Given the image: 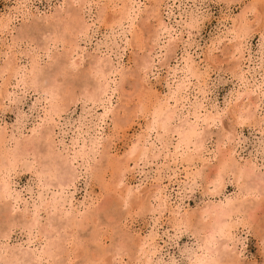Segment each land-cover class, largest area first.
<instances>
[{
  "label": "rangeland",
  "instance_id": "rangeland-1",
  "mask_svg": "<svg viewBox=\"0 0 264 264\" xmlns=\"http://www.w3.org/2000/svg\"><path fill=\"white\" fill-rule=\"evenodd\" d=\"M83 1H86L87 5L85 3L81 7L82 9L80 6L77 7L74 14L79 26L86 24L87 27L89 26V30L87 35H81L80 38L82 39H79L78 42L80 47L76 50L79 55L77 57V68L70 71L72 73H68L69 75H64L62 74L64 71L59 66L63 61L62 53L65 48H68L69 43L74 42L76 38L74 32L77 33L78 30L75 27L72 31L65 29L63 23L69 21L70 16L66 17L64 10L72 12L76 4L73 5L71 0H0V17L2 18H0V21L3 22L8 15L11 18L5 30H3L4 28L1 29L0 26V67L9 61L13 63L16 71L20 70V75H23L22 71L26 73L28 69H31L32 65L40 69L38 92H35L31 87H26L24 90L21 84L15 87L17 85L15 82L20 79L19 75L16 76V79H11V85L8 87L9 98L3 100L0 97V131H3L5 127L10 130L13 129L15 131L14 135H17L19 139H24L30 135L31 128L37 126L40 121L39 117L43 115L42 108H40L42 106L39 104L42 98L39 94L41 89L47 91L52 85H57L60 88L67 85L69 90L73 87L71 89L73 92L70 91L71 97L66 95L67 98H70L64 101L60 109L58 126L51 132L49 128V130L44 128L41 132L48 133L49 131L53 152L56 155L64 156L66 151L77 148L81 144H85L87 150L86 144L90 145V143L95 142L93 137L94 128H91L92 125L88 121L85 122L87 126L80 122H82L84 110H95V105L85 97H81V92L85 87L91 90L94 80L92 75H89V71L93 70V62H95L97 56L101 55L100 51L106 58H110L111 62L108 61L111 64L106 61V66L117 67L116 79L120 81L122 76L119 77V73L125 78L122 82L124 84L122 96H120V93H118V96L114 93V96L111 97L112 102H106L107 107L113 105L116 108L124 105L123 107L127 108L126 110L132 112L135 111L140 99L146 103H144V110L148 108V111L151 112V107L154 103H157L155 101L168 92V86L164 80L168 71L172 73L170 69L174 67L179 70L183 69L185 60L188 59L190 69L192 66L191 73H194V76L190 77L193 78L189 81L187 78L182 79L184 76L179 72L178 76L182 77L180 84L177 81L179 77L174 81L169 77L168 80L170 79L171 82L168 81V83L173 85L172 89L176 85H187L186 95L190 98L189 100L193 102L194 106L199 107L202 114L205 112L212 114L216 122H209L208 124L200 122L197 127L198 132L201 133L198 140L203 139L204 141L202 145L204 153L199 155L200 158H194L195 156H193V161L183 162L182 165L179 164L176 167L171 159L175 144L173 142L176 139L174 137L172 145L168 146L169 153L163 150L159 152L161 156L154 161L150 159L140 161L138 172L135 174L129 175L128 172H125L123 182L134 189L137 187L139 190L151 188L149 186L154 182V178H159L160 175L163 176V178H160V182L163 183V186H168L166 191L170 197L172 207L163 212L162 216L155 213V216L152 217L151 213H146L145 209L139 207L137 200L133 199L135 202L133 201L130 204L132 207L119 206V202H117L118 193L111 185L114 171L107 165L105 158L103 160L101 158L103 149L111 138L115 139V148L110 150V156L123 155L132 145L134 140L132 137L139 136L142 133L146 120L152 118L150 116L152 112L149 114L146 111L145 114L142 112L121 114L122 109H119L122 123H119L117 128L114 127L115 123L112 121L111 114L105 117L106 122L102 123L101 128L96 132L102 138L100 144L96 145L95 150L87 152L88 163L102 166L97 175L99 178L101 177V181L96 179L95 176L85 179L84 175L79 176L74 187L69 186L68 190L65 189L61 193V197H63L61 202L66 209L69 208L68 199L72 202L70 206L73 205V208H79L81 211L86 208L85 206H88L86 210H93L98 207V212L93 218L95 220L93 222L92 220L89 222L85 220L79 226L67 227L65 229L66 234L61 231L62 236L63 234L67 236L63 243L67 252L60 253L61 255H56L52 259L49 258L43 264H102V260L106 264H144V260L140 261V254H137V246L134 247L132 243L136 233H141L144 237L148 235L156 236V243L159 244L157 246L159 248L156 247L158 253L155 252L156 255L148 264H190L194 259L192 256L195 257L196 254H199L198 246L202 245L205 236L210 234V230L198 231L197 228H199L200 222H197V219L192 217L191 214L197 215L198 211L207 204L217 205L224 202L241 205L237 217V221L239 220L241 225L236 231L235 235L237 236L233 242H230V249L235 246V252L229 255L230 262L224 261L223 264H264V183L256 181L258 174L264 175V86L262 87L261 84L262 81L264 83V55H262L264 53V0L261 1L262 3L260 1L257 3V10H251L252 12H248L246 16L243 14L245 12L243 9H248L249 7H246L250 6L255 0H165L162 8L161 6L158 8L159 5L156 6L155 0H141L136 17L130 21H122L124 30L118 27H114L113 30L110 29V26H116L113 25V18L119 9L111 8L113 2L109 3L107 0ZM165 4L169 5V10H165ZM103 6H108V8L105 9L103 14H100L101 8H104ZM120 6L121 3H119ZM154 7L159 10L153 14L152 18L146 19L151 13L148 12L149 14H147L145 12ZM98 18L101 20L98 21ZM240 18L242 19L240 20ZM73 19L76 21L75 18ZM237 21L241 23L243 21L245 25L247 24L250 27V31L247 32L249 35H246V32L244 34L249 36L248 46L254 61V64L250 67V73H252L253 79L256 80V86L259 88H255L254 85L245 87L240 82L238 78L240 76L238 74L239 70L233 67L235 60L232 59V56V58L229 56L230 42L225 37L229 30H235L238 27ZM128 23L132 24L131 30L135 29V35L139 33L142 35L140 43L138 41L134 42L132 40L133 35L128 32L125 36L124 33L129 28ZM93 24L97 26H93ZM162 25H167V29L162 30L163 32L159 31ZM169 30L170 35H172L171 40L174 42L173 45L168 34ZM156 32L158 35L160 34L158 43L159 47L162 48L154 53L151 74H149V82L155 87L154 89H152V86L148 90H142L144 93H141L138 76H134L135 63L141 61L142 57H147L146 50L151 45V38L156 36ZM63 33L64 36L61 37L66 38L65 43L60 37ZM124 36L127 38L126 40ZM15 57H17V60H15ZM166 60H169L168 63ZM195 68L199 73L194 71ZM57 69H60L61 72ZM57 72L61 74L59 75ZM196 74L201 75H199V79H194ZM198 75L197 77H199ZM251 75H249V84L253 83ZM7 77L6 74L4 79ZM2 81L3 79H0V84ZM50 81L51 83L56 81V83L51 84ZM238 89L247 92L248 99H245V105L241 103L242 98L237 102L234 98ZM3 90L4 87L1 85L0 94ZM69 90L67 91L69 92ZM97 106L99 105L97 104ZM96 110L101 113L102 107H98ZM125 114L129 115L130 120L125 117ZM135 116H138V118L135 119ZM189 121L194 122V119L186 115L181 117V120L176 119L174 124L182 126L189 123ZM184 128L186 129V126ZM115 132H117L116 135ZM153 137L154 135H152ZM221 141H226L227 144L222 146ZM226 147L234 150L233 158L236 160L234 163L237 169L242 167L244 170H247V168L250 170H247L248 176H242L238 179V170L231 168L227 170V175L225 174L223 183L220 184L219 181H214V178H216L217 168L220 166L221 152L225 153ZM64 148L65 151H63ZM44 149L41 146L37 150L43 152ZM202 149L199 150L202 151ZM165 154L168 158H165ZM188 155L186 153L183 160H186ZM33 160L43 162L46 161V158L44 159L41 155L35 159L31 155L21 171L12 177L15 182L14 185L11 184V187L14 188H12L13 196L17 198L16 193H18L22 199L27 200L28 204L26 206L32 209L33 207L29 203L31 202L29 192L31 189L33 194L38 191L36 183H33L36 178L29 171L30 166L37 165V162ZM60 161L58 160V163ZM59 167L62 168V166ZM36 169L39 168L36 167ZM254 169L256 170L254 171ZM174 170L176 175L178 174L180 187L173 183L174 178H172L171 183L168 181V175L172 174ZM81 173H84V171ZM53 184L56 185L55 182ZM248 188L251 189L250 192L247 191ZM50 190L54 189L48 187V189L43 190L44 192L42 191L43 195L47 197L51 195ZM23 203L18 198V209L11 211L13 212L11 215L4 212V203H0V243H3L4 247L8 246V249L5 248L7 252L9 250V253H16L15 255H18V257L20 256L18 253L22 250L25 251V248L32 250L40 245L38 242L40 237L35 235L36 231L32 232L34 237L32 242L34 244H31L28 242L29 235L27 231L20 226L24 222V218L21 217L22 212L18 210L19 208L24 209ZM123 208L128 210L127 215L124 216L127 217L126 220L134 221L129 229L124 225L125 221L122 215L127 210ZM41 210L42 208L39 210L38 220L43 225L46 222L47 213ZM174 210L180 213L177 214L179 217H191L193 221L183 225L179 231L175 230L171 224V219L175 216ZM156 218L160 219L157 220ZM58 221L62 222V220ZM206 223L212 224L210 221H206ZM123 230H127L126 232L129 234L126 235L122 232ZM2 236L6 238H1ZM219 239L223 240V238ZM115 246L116 248L120 247L122 251L120 250V256L114 262V259L109 260V254H106L108 252H105L106 256L102 254V250H111ZM71 247H73V250H71ZM73 251L74 253H72ZM222 257H224V254ZM106 260H109V262Z\"/></svg>",
  "mask_w": 264,
  "mask_h": 264
},
{
  "label": "bare ground",
  "instance_id": "bare-ground-1",
  "mask_svg": "<svg viewBox=\"0 0 264 264\" xmlns=\"http://www.w3.org/2000/svg\"><path fill=\"white\" fill-rule=\"evenodd\" d=\"M79 1L80 0H71V3H73V5L76 4L74 6V9L72 10L73 13L71 11L69 12L63 9L65 11V14L67 15L66 17L70 16L69 21H65L63 23V25L65 26V29L70 30V31H72L74 27L75 29H78L77 33H75L76 31L74 32V35H76L74 42L72 44L69 43L68 48H65V50L63 49L64 50V52L62 53L63 61L59 64V66L64 71V73H62L64 75H67L68 73H72L70 71L77 68V64H78L77 57L79 55L76 50H78V48L80 47L78 45L79 44L78 42H79V39H82L80 38L81 35H85V34L87 35V32L89 30L88 28L89 26L87 27L86 24L79 26L77 18L75 17L74 13H75V10H77L76 8L77 7L79 8V6L81 8L86 3V1H83V0H81L80 2ZM140 1L141 0H114V1L107 0V2L109 3L113 2V4H111V6L113 5L111 8H119L116 12L117 14L113 18V25H116V26H110V29L113 30L114 27H118L119 29L124 30V26H123L124 24L122 21H130L136 17V12L139 10L138 8H139ZM259 1L261 2L262 0H255L254 2L251 3L250 6H247L249 5L247 4L246 8L248 7L249 8L246 10L243 9L245 11L243 14L246 16L248 12L256 9L257 3ZM118 2L121 3L120 7H119ZM155 2H156V6L159 5L158 8L160 6L162 8L165 3V0H159L160 3L158 2V0H155ZM88 5H90V3H88ZM107 8L108 6L101 8L100 14H103L105 12V9ZM169 9H170L169 5L165 4V10H169ZM158 10L154 7L150 11L145 12L147 14L151 13L150 15L147 16L146 19L150 17L152 18L153 14H155ZM260 17L262 18V16ZM73 18H75L76 21H74ZM241 19L242 18H240V20ZM100 20L101 19L98 18V21ZM10 21H11V18L8 15L3 20V22L0 21L1 22L0 26L2 27L0 28L1 29L4 28L3 30H5V28L8 27L7 23ZM237 23H238V27L235 28V30H229V32L226 31L227 36L225 38L230 42L229 46L231 49L229 52V56L230 57L232 56L233 58L232 57L231 58L235 60L233 67L239 70L238 74H240V76L238 78L240 82H242V84H244L245 87L248 85H254L255 88L256 87L259 88L258 86H256L257 85L256 80L253 79V75H251L252 73H250L251 72L250 67L251 65L254 64V61L250 54V49H249L250 47L248 46L249 36H246V35H249L247 34V32L250 31V27H248L247 24L245 25L243 21L242 23L237 21ZM94 25L96 24H93V26ZM128 26H129L128 31H125L124 33L125 36H127V32H128L130 33V35H133L132 40L134 42L138 41V43H140L142 35L140 33L138 35L134 34L136 33V31L135 29L133 30L130 29V27L132 26L131 23H128ZM164 29H167V25H164V26L162 25L159 31H162ZM153 33L155 34V32ZM168 34L171 40L172 35H170V30ZM62 35L64 36V33L61 34L60 37ZM159 35L157 33L155 37L149 36L150 38L151 37L152 38H151V45H149V48L146 50L147 57H142L141 61L135 63L136 71L134 72L135 75L134 73L133 75L135 77L138 76L137 79L139 80L138 82L140 83L141 90L140 88L139 90L141 91V93L142 92L144 93V91L142 90H148L149 88H152V86H153L152 89H154L155 87L154 85H151L149 82V74H151L152 61H154L153 55H155L154 53L156 52V50H158L159 48L161 50L162 48V47H159V43H158L160 41ZM125 36L124 38L126 40L127 38ZM61 39L63 38L61 37ZM64 40H66V38L63 39V41ZM170 40L168 41L170 42ZM56 41L59 42L58 40ZM53 43L55 44L56 42H53ZM171 43L172 45L174 44L173 41ZM141 44H142V41H141ZM100 53H101L100 56H97L96 58L94 57L95 62H93V70L89 71L90 72L89 75L91 74L92 79L94 80L91 90H89L88 87H85L81 92V97L82 96L85 97V99H87L89 102L95 105L94 106L95 110H91V109L84 110L83 112L84 115L82 116V122H80L81 124L86 125L85 122L88 121L92 125L91 128H94L93 137H94L95 142L90 143V145H88L87 143L86 144L87 150L85 149V144H81L77 148L66 151V153H64V156H61L60 154L56 155L53 152V147L51 144L52 143L51 137H50V134H48L49 131L48 133L41 132V130L42 129L44 130V128L45 130L49 128L51 132V130H53L56 126H58V120L60 118L59 112H61L60 109L63 106L64 101H66V99H69L71 97L70 91L73 92V90H71L73 89V87L69 90L68 88L69 86L67 87V85L64 88H60L59 86L56 85L57 86L56 89H55L56 86L52 85L50 86L52 89L50 88L47 91L43 89H41V91L39 90L40 91L39 94L42 96L41 100L39 101V104L40 106H42L40 108H42L43 115L39 117L40 121L38 122L37 126H35L34 128L33 127L31 128L30 135L26 136L24 139H19L17 135L16 136L14 135L15 131L13 129L10 130L8 129V127H5L3 131H0V203H4V212H6V214L8 215H11V213H13L11 211H15L16 209H18V204H17L18 198L22 202H24L23 203L24 209L19 208L18 210L22 212L21 217L24 218V222L20 226L24 228L25 231H27L29 235V238H28L29 243L31 244L33 243L32 238L34 237L32 236V232L36 231L35 235H37V237H40L38 239V242L40 244L39 247H36V248L34 247V249L32 250H30L29 248H25V251L22 250L23 252L20 251V253H18L20 254L19 257L18 255H15L16 253L14 254L9 253V250L7 252L6 249H8L7 248L8 246L4 247V245H2L3 243L2 244L0 243V264H43L44 261H48L49 258L52 259L56 255H61L60 253L67 252V250L65 249L63 245L64 241L67 239L66 238L67 236L66 235L64 236V234H66L65 229L67 227L73 228L77 225L79 226L83 224L85 220H88V222L91 220L93 222V220H95L93 218H94V215H96V212H98V207L94 205L96 207L95 209L86 210L88 206H85L86 208L81 211V209L79 208H75V207L73 208L72 207L73 205L70 206L72 202L70 199H68L69 208L66 209V207L64 208L61 202L63 200V197H61V193L64 192L65 189L68 190L69 186L74 187L75 181L78 179L79 176L84 175L83 176L84 179L89 178V177L93 178V176H95L97 177L96 179L101 181L100 179L101 177L99 178L97 175L99 174L98 171H100L99 169H101L102 166L100 165L101 166L100 167L99 165L96 166V165H93V164L91 165L90 163H88L87 162V155H88L87 152L93 149L95 150L96 145L100 144V141L102 140V138H100L98 134H96V132H98L99 128H101L102 123L106 122L105 117H108L109 114H111L112 121H114L115 123L114 127L117 128L119 123H122V120L120 118L119 109H122L121 114H124V113L136 114L138 112H142L145 114V111L146 113L149 114L152 112L151 113L152 115H150L152 116V118L146 120L144 129H142L143 130L142 133L139 136L132 137L134 139L132 142V145L123 155L110 156L111 154V153L109 154L110 150L115 148V143H114L115 139L113 140L112 138L108 140L105 148L103 149V155H101L102 160L103 158H105V162L107 163V165L111 167L114 171V177H112L111 179L112 180L111 185H112V188L118 193L117 194L118 197L116 196L118 199L117 202H119V206L121 207L131 206L130 204H132L134 200H137L139 207H141L142 209H145L146 213L147 212L151 213L152 217L155 216V213H158L159 216H162L163 212L168 211V208L172 207V205L170 204L171 202L170 197L167 195V191H166L168 186H163L162 185L163 183L160 182V178H163V176L160 175L159 178H154V182L153 183L151 182L152 184H150L149 186L151 188H148V189L144 188L142 190H139L137 189V187H135L134 189L130 185L123 182V177L125 175V172H128L129 175L135 174L138 172L137 169H138V165L140 161H143V160L146 161L148 159L154 161L156 160L157 157L161 156L159 152L163 150H166L169 153L168 146L172 145L174 137L176 139H174L175 141L173 142L175 144L173 146L174 150H173V154L171 155V159L173 160V163L176 165V167H178L179 164L182 165L183 162H191L196 157L200 158L199 155H202L204 153L202 149V145L204 141L203 139L198 140L199 134L201 133L198 132L197 127L199 126L200 122H203V123L206 122L207 124L209 122L215 123L216 122L215 117L210 113L207 114V112L202 114L201 111L199 110V107L193 105V102H191V100H189L190 98L187 97L188 95H186L187 93L186 90L188 89L187 85H182V86L176 85L175 87L176 89L175 88L172 89L173 85L172 84L169 85L168 83L170 79H172L173 81L176 80L179 77L178 76L179 72H181L180 74L184 76V78L181 77L182 79L187 78V80L189 81L191 78H193V77H190V76H194V73H191L192 66L190 69V65L188 64V61H189L188 59L185 60V65H184L185 67H183V69L179 70L177 67H174L170 69L172 70L171 71L172 73L168 71L166 77L164 78L168 86V92L164 96L159 97L155 101L157 103H154L152 107L150 106L152 110L151 112L148 111V108L144 110L145 101L140 100V99L138 100V104H137L135 111L131 112V110L130 111L126 110L127 108L125 109L123 107L124 105L118 106L116 108H114L113 105L111 107H107L108 105H106V102L107 101L112 102L111 97L114 93H116L117 96H118V93H120V96H122L121 93L123 92V85H124L122 82H124L125 78H123V75L119 73V77L121 76L122 77L120 81L117 80L116 79V74L118 72L117 67L106 66L105 64L106 61L109 64H111L110 58L109 57L106 58V56L103 55L101 51ZM262 55H264V53H262ZM15 58H16L15 60H17V57ZM168 61L166 60L167 63ZM33 63H36V62H33ZM19 71H16L13 63L9 61L5 62V64L0 67V79H3L0 86L2 85V87H4V90L1 91L0 97L3 100L9 98L8 87L11 85V82H12L11 79H16V76L18 75L20 79L17 80V82H15L17 83L15 87H17L18 84H21L24 90L26 89V87H31L32 89H34L35 92H38L37 88H38V85L40 84V80H39L40 69L32 65L31 69H28L26 73L22 71L23 75H20ZM58 71L61 72L60 69ZM194 71H197L196 68ZM6 74L8 75V77L4 79ZM197 75L198 74L195 75L194 79L200 78L201 75L200 76L198 75L199 77H197ZM249 75H251V78L254 84L253 83L249 84L250 82ZM169 77L171 78L168 80ZM181 78L179 77L177 80L179 84L182 81ZM263 78H264V75H263ZM117 82H118V85H117ZM52 83H54V81ZM261 84L263 87L264 86L263 81L261 82ZM67 90H69V92ZM184 94L186 95V97ZM66 95H69L70 97L67 98ZM234 98L236 102L242 98L241 103L242 105H245L246 104L245 99H248L247 92H244L243 90L238 89L234 95ZM97 104L99 106H97ZM98 107H102L101 113H99L96 110V108ZM181 114L183 115L181 116ZM186 115L191 116L194 119V122L189 121V123L182 125V126H177V124H174L176 119L181 120V117H185ZM125 117L129 118V115L128 116L126 115ZM134 118L136 119L138 118V116H135ZM184 126H186V129L184 128ZM39 128L41 129L39 130ZM86 132L89 133L88 130H86ZM116 133L117 132H115V135ZM152 135H154L153 138H152ZM90 142H92V140H90ZM225 144H227L226 141H221L222 146H224ZM41 146L45 148L43 150L44 154H42L43 152L37 150ZM226 148L227 149H225V153L221 152L222 158L219 162L220 166L217 168L216 178H214V181L217 180L220 182V184L223 183L224 176L228 172L227 170L231 168H236L235 167L236 165L234 163L236 162V160H234L233 158L234 150L230 147H226ZM199 149H202V151ZM65 150L66 149L64 148L63 151ZM186 153L189 155L186 160H183V156H185ZM31 155H33L35 159H37V156L39 157L41 155L44 159L46 158V161H43V162H37L33 160L37 162V165L36 166L32 165L29 168L30 173H33L34 177L36 178L35 182L33 183L34 184L36 183V186L38 189L37 193L35 194H33L32 189L29 192L30 193L29 200L31 199V202L29 203H31L33 209L28 208V206H26V204H28L27 200L22 199L18 193H16L18 195V196L16 195L17 198L14 197L13 196L14 188L11 187L12 186L11 184L14 185V182H15L14 180H12V177L17 175V173L21 171L23 165L27 163ZM193 156L195 157L193 158ZM166 157L168 158L167 154H165V158ZM58 160H61L60 163H58ZM59 166H62V168H60ZM36 167H38L39 169L37 170ZM237 170H238L237 172L239 173L237 178L239 179L242 176H245V177L246 175L248 176L247 170H250V169L247 168V170H244L241 167V168H238ZM255 170L256 169H254V171ZM82 171H84V173H81ZM258 175L259 176L257 177L256 181L260 183L261 182L264 183V175L263 174H258ZM167 178L170 183L172 182V178H174L175 181H173V183H176L177 186H179L178 183L180 182L178 179V174L176 175L175 170L172 172V174L168 175ZM53 182H55L56 185H54ZM48 187H51L54 190H50L51 195L47 197L43 195V192H44L43 190L48 189ZM250 188H248L247 190L248 192H250L249 191L251 190ZM41 208L43 211H45V213H47V217L45 218L46 222H44L43 225L38 220V213ZM71 208H73V210H71ZM240 208H241V205H238V204L235 205L234 203H231V202L219 203L217 205L210 203V204H207L204 208L200 209L197 215L191 214L192 217H195L197 219V222H200L199 224L200 226L199 228H197L198 231L199 230L200 231L210 230V234L205 236L204 240L202 241V245L200 244V246H198L199 254H196V252L194 251L196 255L195 257L192 256L194 259H192L193 261H191L190 259L191 261L190 264H223L224 261L228 263L230 262L231 259H229L230 258L229 255L235 252V246L232 249H230V242H233L234 238L237 236L235 235L236 231L241 225V223H239V220L237 221L238 214L240 213V210H239ZM125 209L127 210V208ZM127 213H128V210L125 212L124 215H122V218L125 221L124 222L125 227L129 229V227L132 226V223H134V221L126 220L127 217H124V216H126ZM174 213H175V216H173L172 219L171 218L170 219H171L172 227L175 230L179 231L183 225H187V223H190L191 221H193L191 217H179L177 214H180V213L175 212V210H174ZM7 218L9 217L7 216ZM156 219L158 220L160 218H156ZM58 220H62V222ZM206 221L208 222L210 221L212 222V224L210 225L206 223ZM61 231H64L63 236L61 235ZM126 231L123 230L122 232L128 235L129 233L127 234ZM151 236L148 235L144 237L141 233H136V236L134 237V240L132 242L134 247L137 246L136 248L137 254L138 253L140 254V261L144 260V264L150 263L152 261L153 256L156 255L155 252L158 250V249L156 250V247L159 245L158 243H156V236L155 237L154 236L151 237ZM1 238H6V237L2 236ZM219 238H223V240ZM28 250L30 251L28 252ZM71 250H73V247H71ZM120 250H121L120 247L116 248L115 246V248L111 250L103 249L102 254L104 255L105 252H108L106 254L107 255L109 254L108 256L109 260L114 259L113 261L115 262L120 256V252L122 251ZM72 253H74V251ZM223 254L225 258L222 257ZM67 258H68V255H67ZM109 260H106V261L109 262ZM97 261L99 262V260ZM63 264H66V263H63ZM102 264H106V263L102 260Z\"/></svg>",
  "mask_w": 264,
  "mask_h": 264
}]
</instances>
